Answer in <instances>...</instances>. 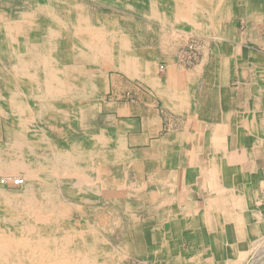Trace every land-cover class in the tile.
<instances>
[{
    "label": "bare ground",
    "instance_id": "bare-ground-1",
    "mask_svg": "<svg viewBox=\"0 0 264 264\" xmlns=\"http://www.w3.org/2000/svg\"><path fill=\"white\" fill-rule=\"evenodd\" d=\"M100 2L133 6L170 28L192 32L200 30L202 20L210 23L206 18L220 5L213 0ZM0 3V119L7 129L0 137V264H119L137 247L107 246L91 214L99 206L122 226L133 219L134 185L121 172L139 166L148 154L123 151L122 134L110 135L96 108L105 92V71L138 75V68L147 66L142 60L147 53L128 49L127 21L121 25L93 12L83 0ZM204 10L211 15L203 18ZM11 173L23 174L20 192L5 188L3 178ZM65 192L72 194L74 201L67 203L82 215L79 220H68L59 208Z\"/></svg>",
    "mask_w": 264,
    "mask_h": 264
},
{
    "label": "crops",
    "instance_id": "crops-1",
    "mask_svg": "<svg viewBox=\"0 0 264 264\" xmlns=\"http://www.w3.org/2000/svg\"><path fill=\"white\" fill-rule=\"evenodd\" d=\"M219 2L218 40L195 61L160 32L137 46L138 75L108 80L101 120L148 154L128 172L138 210L121 232L151 264H264V0Z\"/></svg>",
    "mask_w": 264,
    "mask_h": 264
},
{
    "label": "rangeland",
    "instance_id": "rangeland-1",
    "mask_svg": "<svg viewBox=\"0 0 264 264\" xmlns=\"http://www.w3.org/2000/svg\"><path fill=\"white\" fill-rule=\"evenodd\" d=\"M213 1L217 2L220 0H213ZM227 1H231V0H227ZM235 1H239V0H235ZM17 2H20V1H17ZM83 3L86 6H88L89 9H91L93 12L94 10H97L100 13L103 12L104 14L114 17L116 20L121 22V25H123L124 21H127L125 23L126 26L124 27V29L132 37L127 47L128 49H130L131 52L137 55H140L141 53L144 52V50L137 51L136 50L138 48L137 46L142 45L145 42L153 43L154 35L156 37V35L160 32L164 34V37L162 38L160 37L162 40L159 39V41H157L156 43L160 44L161 41H165V43L167 42L166 44L169 47H171V49L178 45L177 54H179L182 57L184 55H186L187 57L191 56L192 60L194 61L196 60L195 56L199 57L203 49H205L207 46L211 45L212 43L218 40V34H217L218 32L215 29H212L214 25H213V22L211 23L210 18H209L210 27L207 29V30L210 29L209 31H206L203 33L199 32L200 30L196 32H192L187 29L184 30L183 28L179 32L178 31L176 32V30H179L181 28H178V27L170 28L162 24L161 22L152 20L141 9H138L133 6L130 7L129 5H125V4L124 5H115V4L112 5L108 3L103 4L102 2H100V0H83ZM0 7H1V3H0ZM210 10L212 11V9ZM202 14H204L202 15L203 18H205L206 16H210V14H207L205 11ZM204 23L205 22L202 20L199 25V29L201 27V24L203 26L205 25L204 27L207 26L206 23L205 24ZM154 47L155 46L151 44L144 45V48L150 50V52L153 50ZM159 68L157 69L159 70ZM121 71H124V70H121V69L119 70L116 68H111V69L109 68L105 71V79H106L104 83L105 92L103 91V95L101 94L102 96L99 98L100 100L96 108V112L98 115L97 119L99 120V122L103 123L101 118L112 117V116L107 115V113L104 112L103 103L110 98V95L107 91L108 80L116 75H121L122 74ZM124 72L128 73V71H124ZM130 75H134V74H130ZM6 133H7V129L5 127V124L0 119V137L5 138ZM109 134L111 135V132H109ZM120 137L122 139V135ZM3 142L4 141L0 138V143H3ZM95 165H94V169H96ZM141 165L142 163L139 164V166ZM122 170H124V173L121 172V175L124 176L125 179H127L128 172H130V169L122 168ZM119 171H121V169ZM116 172H118V169L116 170ZM19 178H23V174L12 175L11 173V174H8V176L6 175V178H3L6 180V182L4 183L6 190L7 191L10 190V192H16V191L20 192L22 190V184H15V180ZM92 182H94L93 177H92ZM98 184H101V179H98ZM64 196H65L64 202L60 204L59 208L62 209L63 211L65 210L64 212H66V214H69L67 216L68 220L70 221L79 220L82 217V215L78 211H76L75 207L69 204L74 201V199H72V194L69 192H65ZM67 201L69 203H67ZM134 204H135V201H134ZM134 207H135L134 208V213H135L138 209L136 206ZM96 209H97L96 211L92 212L91 217L95 225L97 224L95 227L96 228L99 227L100 234L103 236V239L106 242L107 246L109 247L114 246V248H116V250L118 251L119 250L121 251V249H124V247L126 248V244L130 243V241L132 242L133 238L131 237L127 238L123 236L121 232L122 225H120V223L115 221L114 217L110 213L109 214L107 213L106 215H104L103 210L100 211L99 206L96 207ZM105 216L112 217L114 221L107 220ZM129 217L131 216L129 215ZM122 223L124 225L125 222H122ZM261 240L263 241V239ZM140 260L146 261V258H137L135 257V255H130V254L127 255V253H125L122 255V259L119 264H133V262L140 261ZM106 261H109V260L106 259Z\"/></svg>",
    "mask_w": 264,
    "mask_h": 264
},
{
    "label": "built area",
    "instance_id": "built-area-1",
    "mask_svg": "<svg viewBox=\"0 0 264 264\" xmlns=\"http://www.w3.org/2000/svg\"><path fill=\"white\" fill-rule=\"evenodd\" d=\"M191 57V56H190ZM196 57V56H195ZM192 58V57H191ZM162 68H163V66H162ZM23 181H24V179L23 178H19V179H16L15 180V184H23ZM133 264H147L146 262H144V261H136V262H133Z\"/></svg>",
    "mask_w": 264,
    "mask_h": 264
}]
</instances>
